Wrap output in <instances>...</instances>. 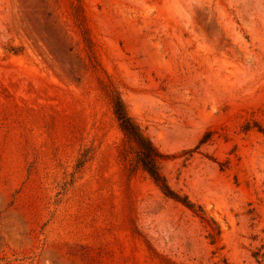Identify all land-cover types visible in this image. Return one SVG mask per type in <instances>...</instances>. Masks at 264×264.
<instances>
[{"label": "rangeland", "instance_id": "rangeland-1", "mask_svg": "<svg viewBox=\"0 0 264 264\" xmlns=\"http://www.w3.org/2000/svg\"><path fill=\"white\" fill-rule=\"evenodd\" d=\"M0 264H264V0H0Z\"/></svg>", "mask_w": 264, "mask_h": 264}, {"label": "trees", "instance_id": "trees-1", "mask_svg": "<svg viewBox=\"0 0 264 264\" xmlns=\"http://www.w3.org/2000/svg\"><path fill=\"white\" fill-rule=\"evenodd\" d=\"M114 111L122 130L126 136L136 144L137 162L150 173L167 196L173 197L195 210V203L192 202L188 196L180 195L168 183L167 178L161 172L158 165L159 159L162 158L164 154L154 144L152 139L144 133L132 116H130L123 99L118 98L114 102Z\"/></svg>", "mask_w": 264, "mask_h": 264}]
</instances>
